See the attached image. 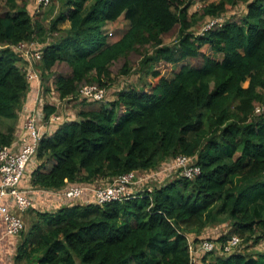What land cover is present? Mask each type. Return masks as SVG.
<instances>
[{"label":"trees","instance_id":"obj_1","mask_svg":"<svg viewBox=\"0 0 264 264\" xmlns=\"http://www.w3.org/2000/svg\"><path fill=\"white\" fill-rule=\"evenodd\" d=\"M4 1L0 149L16 141L20 114L26 113L35 84L10 46L35 42L36 37L47 40L26 4ZM243 1L247 12L239 20H226L200 35L193 31L199 20L222 17ZM51 2L46 7L53 5L51 11L60 5L49 29L58 38L39 47L44 53L38 62L42 80L54 75L53 94L61 101L78 98L82 107L41 139L32 186L60 190L67 184L111 182L131 172L152 174L179 155L194 157L201 173L194 179L181 175L125 202L92 201L55 213L38 212V221L18 248L16 264H189L187 236L200 241L206 228L225 221L232 230L215 243L223 244L233 235L242 243H261L264 112L257 113V107H264V0H220L207 5L201 16L190 13L193 0ZM122 19L128 29L110 41L113 33L106 25ZM177 27L176 44L165 45L163 36ZM132 53L142 57L141 71L147 69L159 80L149 89H120L111 100L107 88L112 66L124 59L122 72L127 74ZM200 58L201 66L186 63ZM160 62L179 70L172 77L162 76L153 69ZM63 64L70 73L54 74ZM85 85L104 88L105 98H83ZM48 103L46 120L58 112L65 117L67 113ZM214 252L204 256L203 264H264V252ZM211 256L215 258L209 260Z\"/></svg>","mask_w":264,"mask_h":264},{"label":"built area","instance_id":"obj_2","mask_svg":"<svg viewBox=\"0 0 264 264\" xmlns=\"http://www.w3.org/2000/svg\"><path fill=\"white\" fill-rule=\"evenodd\" d=\"M38 7L46 8L51 0H37ZM226 19L222 16L209 19V30L217 25L222 26ZM112 35V33L110 34ZM16 55L23 58L29 64L38 63L43 58V52L36 42H23L10 46ZM28 80L38 86V97L35 100L34 109L26 108L28 114L22 128V134L11 147L0 149V221L6 223L7 235L17 237L25 230V223L21 214L34 207V193L42 196H55L65 201H74L89 196L99 205L112 202H125L136 197L137 190L152 193L154 188L147 187L160 170L155 173L131 172L114 179L111 182L96 181L92 184H67L60 190H46L38 188V191L21 189V184L26 180L28 172L35 169L37 153L40 141L43 137L51 135L52 131L65 122V117L59 113L52 114L45 119L44 97L40 75L33 69L27 71ZM34 84V83H33ZM32 84V85H33ZM83 98L103 100L106 96L105 89L98 85H85L80 92ZM264 112V107H257V113ZM16 149V150H15ZM169 165V164H168ZM168 170H180L182 176L194 179L201 173V167L196 164L194 157L179 155L172 159ZM14 205L17 212L13 211ZM190 252L189 264H203L205 255L216 251L217 244L208 239L196 241L193 235H188ZM242 244V238L238 235L231 236L225 243H221L219 249L225 254H232Z\"/></svg>","mask_w":264,"mask_h":264},{"label":"rangeland","instance_id":"obj_3","mask_svg":"<svg viewBox=\"0 0 264 264\" xmlns=\"http://www.w3.org/2000/svg\"><path fill=\"white\" fill-rule=\"evenodd\" d=\"M193 1H194V4L190 10V13L191 14L197 13L198 16H201L203 13V9L207 5H209L210 3H218L220 0H193ZM20 4L21 5L26 4L27 7L29 8L30 13L33 15V18L36 21H38L45 29L46 37H47V40L45 43L41 42L42 39H39V37H36L35 42L37 43L39 47L44 48L48 45V43H51L52 41L58 38V34L57 33L52 34L49 29H50V23L53 21V19H55L60 9V5H57V7L55 8V11L54 10L51 11V7L53 5L49 7L48 9L40 8V10H37L38 4L35 0H20ZM246 6H247L246 3L243 1V2H240L236 7H229L227 12L223 15V17L226 20L237 21L246 14L247 12ZM6 10H7V6H6L5 1L0 0V13H4L6 12ZM208 21H209V18L204 19V20H199V23L193 28V31L197 35L202 34L207 28ZM68 25H69L68 23L64 24L61 26V28H67ZM105 28H107L108 32L113 33V36H111L109 40L114 41V40H117L119 37H121L124 34V32H126V30L128 29V23L122 19L121 21L117 23L107 24ZM178 34H179V27L175 28L169 34L164 35L163 36L164 44L169 45V46L175 45L177 42ZM204 51L208 55H211V56L213 55V52L209 47L208 48L205 47ZM141 58L142 57L136 53H132L128 56L127 60H128L130 71L127 74H124L122 72V68L125 64L124 59L116 62L112 66V69H111L112 81L109 82V85L107 88V90H109V92L111 93V98H110L111 100L116 98L118 90L120 89H125L127 87H133V86L138 87V88L145 87L149 89L152 85L157 83L159 78H155L153 74L146 73L147 69L144 72L141 71V67H142V65H140ZM20 61L21 62H19V64L20 66L23 67V69L31 68L37 73H39L44 101L46 103L50 102L52 104L59 103L61 107L64 108V111L60 110V112L63 114L67 113L68 111L73 112V114H65V121L67 120L69 121L71 118H73L72 116L76 114L77 108H79L81 104V102H78V98L77 99L74 98L69 101H66V100L61 101L59 99V96L57 94L54 95L52 92V87H53L52 84L55 80L54 75L44 76V80H42L41 75L43 73V70H42L41 63H33L31 65L25 62L23 58H21ZM186 63H188L191 66H201L202 59L200 58V59L188 60L186 61ZM153 69L155 71H159L162 76H167V77H172L179 70L177 66L175 65L173 66L166 62H160L154 65ZM53 73L54 74H69L70 68L66 64L58 65L54 68ZM48 89L50 90L48 91ZM170 164H172V160L166 163L165 166L160 168V174L163 175L164 177L162 176L163 180L160 183L157 182L158 183L157 185H161V186L166 185L182 175L180 170H168L167 168L170 167ZM157 185H154V187H156ZM27 212H29V214H31L32 217L30 218L24 217L23 219L24 223L26 224V227H25L24 232L21 234V238H20L21 241L24 235L29 232L32 225L36 221H38L37 213L34 216L33 211L31 209ZM231 230H232L231 223L229 221H225L222 224H219L216 226H210L206 228V230L202 233L201 236L207 238L208 240L212 239L213 242H215L216 239L229 235ZM216 243H217V247H220V244L222 242L219 243L218 241ZM263 252H264V240H262L261 243H259L258 245H255L253 241H250L248 243L244 241L241 244V246L237 248L233 253H244V254L252 255L254 253H263ZM214 253H215L214 254L215 256L225 254V253H222L220 249H218ZM215 256H211L209 260L210 259L213 260Z\"/></svg>","mask_w":264,"mask_h":264},{"label":"crops","instance_id":"obj_4","mask_svg":"<svg viewBox=\"0 0 264 264\" xmlns=\"http://www.w3.org/2000/svg\"><path fill=\"white\" fill-rule=\"evenodd\" d=\"M38 97V86L37 84H33V87L31 88V91L28 93V97L25 103V107L29 109H34L36 106V99ZM44 101V99H43ZM44 104H47L44 101ZM50 105H54L57 107L58 111H64V108L61 107L59 103L52 104L48 103ZM82 107V104L79 106L78 109ZM59 113V112H58ZM67 114H73V112L68 111ZM28 114L23 112L20 114L19 124L16 130V141L19 139V137L22 134V127L24 123V118ZM77 119V118H76ZM75 120V116L73 121ZM58 129V128H55ZM55 129L52 131L54 133ZM16 150V149H15ZM34 164L36 167L38 165ZM34 169H31L30 172L27 174L26 180L21 184V189H29L31 191H38V188H34L31 184V175ZM159 171V170H157ZM163 175L159 174L158 176L154 177L153 181H150L147 184V187H160L161 185H157V182H161L163 180ZM160 180V181H158ZM154 185H157L154 187ZM143 190H137L136 195H140ZM89 203H93L91 198L89 196H85L82 199L74 200V201H65L64 199H60L55 196H42L38 195L37 192L34 193V207L31 209L33 211V215L35 216L36 213L38 215V212H50L55 213L59 211L60 209H64L67 207H73L76 205H86ZM11 208L13 211L17 212L14 205H11ZM22 218H30L32 217L29 212H26L24 214H21ZM24 221V220H23ZM26 227V224H25ZM21 235L17 237L9 236L7 235V229H6V223L4 221H0V264H16V257H17V251L21 244Z\"/></svg>","mask_w":264,"mask_h":264}]
</instances>
